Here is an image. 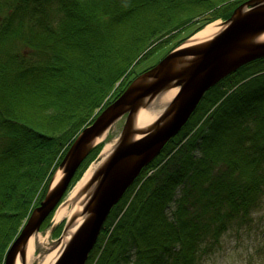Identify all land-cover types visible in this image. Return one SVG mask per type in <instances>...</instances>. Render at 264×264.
<instances>
[{
    "label": "trees",
    "instance_id": "16d2710c",
    "mask_svg": "<svg viewBox=\"0 0 264 264\" xmlns=\"http://www.w3.org/2000/svg\"><path fill=\"white\" fill-rule=\"evenodd\" d=\"M11 1L10 20L0 28V264L70 141L139 74L135 67L227 19L246 0ZM57 7L59 18L46 21ZM17 34L31 53L15 45ZM263 198L264 58L205 93L113 207L89 262L197 264Z\"/></svg>",
    "mask_w": 264,
    "mask_h": 264
},
{
    "label": "water",
    "instance_id": "95a60500",
    "mask_svg": "<svg viewBox=\"0 0 264 264\" xmlns=\"http://www.w3.org/2000/svg\"><path fill=\"white\" fill-rule=\"evenodd\" d=\"M222 22L224 29L211 40L182 47L189 37L156 65L137 76L89 127L81 131L59 165L63 170L62 179L48 189L45 198L10 244L4 264H15L17 257L25 261L27 242L39 232L43 221L59 204L77 168L96 144V139L127 113L112 154L92 177L91 194L82 212L85 217L69 239L64 253L55 262L85 264L112 207L141 170L188 122L205 93L230 73L264 57V42H256L258 36L264 34V0L244 1ZM169 86L178 87L179 93L160 114L156 125L147 131L136 130L133 119L139 108L143 103H150ZM135 135L141 137L135 139ZM74 220L75 217H72L71 223ZM68 227H71L69 223L65 230Z\"/></svg>",
    "mask_w": 264,
    "mask_h": 264
},
{
    "label": "rangeland",
    "instance_id": "374dc122",
    "mask_svg": "<svg viewBox=\"0 0 264 264\" xmlns=\"http://www.w3.org/2000/svg\"><path fill=\"white\" fill-rule=\"evenodd\" d=\"M6 3H7L6 5H3L0 8V28H2L4 26V24L8 20H10V14L12 12V9L15 7V4L11 0H9V3L8 2H6ZM30 5H34V4L30 3ZM56 13L57 14L52 13L50 18H45V20L49 21V22H53L54 18H57V17L59 18V9H58V7H57ZM11 17H12L11 26H12V28H15L17 26V23L19 21V17L20 16H19V14H16V15H13ZM220 20L222 21V19H220ZM28 24H30L33 27L34 30L38 31L37 28H39V27H38V24H37V22L35 21L34 18H31L30 21H28ZM40 31H41V29H40ZM50 31H51V29L47 31V35L50 33ZM32 33H35V32H32ZM17 39H18V34L15 36V40H17ZM41 40L44 41L45 38L43 37ZM16 42H17V44H15V45L16 46L19 45V50H22L24 48V46H25L24 42H26V41H23L20 38ZM25 47L27 48V49H25L26 52H28V53L32 52V48H30L28 46H25ZM165 50H167V47H164L162 50L158 51V53L155 54L154 56L148 57L147 60L143 64L137 65L135 67V72L139 73L137 76H139L144 71H146L147 68L148 69L152 68L154 65H156L160 60H162L166 55H168L172 51V50H170L168 53L167 52L164 53ZM160 56H162V58L159 59ZM137 76H135L134 78H131L132 80L130 81V83L126 86V88L120 94H122L129 87L131 82L134 81ZM108 106H109V104L106 107H108ZM103 109L104 108H102L100 110L98 109L97 111H95L93 117L90 118L84 124L82 129H80V131L77 132V135L73 137L74 139L72 141H70L71 144L79 136V134L81 133L82 130H84L85 128L89 127L94 122V120L100 115V113L102 112ZM126 118H127V113L124 114L123 116L119 117V119L115 120V122H113L111 127L107 130V136H106V140L107 141L104 140V141H100L97 144H95L89 150L87 156L84 159L85 161L88 158H91L93 156V154L95 153V151H97V149L98 150L100 149L99 150V152H100L102 147L104 146V144L106 142H108L110 140H112V141L116 140L118 138V136H120V133H121L122 128H123V126L125 124ZM176 135H174L173 137H175ZM172 138L165 144V146H167L168 144L171 143ZM71 144H69L68 148L70 147ZM66 148L67 147H65V149ZM163 148H162V150H163ZM67 150H66V152H67ZM162 150L159 152V154L156 157H158L162 153ZM99 152H98V154H96L95 158L93 156L94 159L92 161L89 160L90 162L88 163V165L85 166L84 169L81 171L80 177L83 176L84 172L88 169V167L91 165V163L94 162L98 158ZM83 161H82V163H83ZM58 165H60V164H58ZM58 169H60L63 172V170L59 166H58L57 169L55 168V171H54V173L51 176L52 178L50 180V183H49L45 193L41 196L40 200H38L36 202V205L34 207H32V209H30L29 215L23 221L22 225H20V227L18 229L19 233L21 232L23 226L25 225L26 221L28 220V218L30 217L32 212L40 204V202L45 198V195H46L48 189H50V187L53 188V186H55L62 179L63 174H62L61 178L59 179V181L56 184L51 185L53 177H54V175H55V173H56V171ZM79 180L76 181L74 183V185H72L69 188V190L65 193L64 197H62V199L60 200L59 204H57V206L58 205L60 206L64 201H66V199L68 198L71 190L79 182ZM124 195H125V193L123 194V196L120 198V200L113 207H116V205L121 201V199L124 197ZM113 207H112V209H113ZM170 207L172 208L173 205H171ZM56 208H55V211H56ZM112 209L110 210V212L112 211ZM55 211L53 212V214H52V216H51V218L49 220V225H47L43 229V223H42L40 228H39L38 234L40 235V238L42 239V242H39V245H37L35 247L36 259L32 261V264H37V261H38V259H40V257H42V256L48 254L49 252H51L54 249L57 241H59V239L63 236V233L65 232V228H66V225L68 224V222L65 221V220H62L59 223L54 222L53 216L55 214ZM250 216H251V218L246 223H242L241 225H238L237 223L232 224L228 228V230L224 234H222V236L219 239L220 240L219 243L217 245H215V247L212 250L208 251L207 253L205 252L202 255V257H203L202 260L197 261V264H264V198H263L261 204L259 205V207L257 209H255L254 211H252ZM106 220H107V218H106ZM106 220H105V222H106ZM105 222H104V224H105ZM104 224L102 226V229L104 227ZM102 229H101V231H102ZM101 231H100V233H101ZM99 236H100V234H99ZM99 236H98V238H99ZM98 238H97V241H96L94 247L92 248V250L90 251V253H89L88 257H87V260H86L85 264H95L96 260H93L94 261L93 262L92 259H91L90 262H89V258H90L91 252L94 250V248H95V246H96V244L98 242ZM65 248H66V246H65ZM65 248L63 249V251L61 252L59 257L56 259V261L64 253ZM4 262H5V259H4ZM4 262H3V264H4ZM55 262H54V264H55Z\"/></svg>",
    "mask_w": 264,
    "mask_h": 264
},
{
    "label": "bare ground",
    "instance_id": "6f19581e",
    "mask_svg": "<svg viewBox=\"0 0 264 264\" xmlns=\"http://www.w3.org/2000/svg\"><path fill=\"white\" fill-rule=\"evenodd\" d=\"M225 25L220 19H216L212 22L205 24L201 30L194 33L192 37L186 40L182 44V47L194 46L201 43H205L216 36L221 30H223ZM256 42H264V34H261L256 39ZM260 57L252 60L251 62L263 59ZM189 57L186 58L188 60ZM250 63V62H249ZM248 64V63H247ZM241 68V67H240ZM238 70V69H237ZM236 70V71H237ZM234 73V72H233ZM229 75H232L230 73ZM227 75V76H229ZM226 76V77H227ZM215 86V85H214ZM212 86V88L214 87ZM179 93L178 87L169 86L162 92H160L153 100L143 105L139 108L138 112L134 116L133 123L136 130L147 131L156 125L157 119L165 109V107L173 100L175 95ZM107 131L96 139V144L100 141L106 140ZM141 135H135L134 138L138 139ZM107 141V140H106ZM117 144L116 140H110L104 144L101 151L99 152L98 158L91 163L88 169L84 172L83 176L79 182L73 187L68 198L60 206L57 207L55 214L53 216L54 222L59 223L62 220L67 221L71 227H68L63 236L57 241L54 249L48 254L40 257L37 264H54L56 259L59 257L65 246L67 245L69 239L73 233L78 228L79 224L82 222L85 216H82L83 209L89 199L91 194L90 182L92 177L96 174L97 170L102 166V164L109 158L112 154L115 146ZM63 172L58 169L53 177L52 185L56 184L61 178ZM94 185L92 187V190ZM75 217V220L71 223L70 219ZM42 242L40 235L38 233L33 234L25 247V261L22 262L20 257H17L15 264H32V261L36 259L35 247Z\"/></svg>",
    "mask_w": 264,
    "mask_h": 264
}]
</instances>
